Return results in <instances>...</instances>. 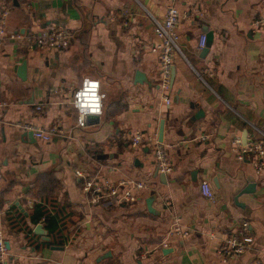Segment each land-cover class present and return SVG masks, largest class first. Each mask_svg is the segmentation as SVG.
I'll list each match as a JSON object with an SVG mask.
<instances>
[{
    "label": "crops",
    "instance_id": "1",
    "mask_svg": "<svg viewBox=\"0 0 264 264\" xmlns=\"http://www.w3.org/2000/svg\"><path fill=\"white\" fill-rule=\"evenodd\" d=\"M168 4L0 0V14L9 11L0 36V228L8 264H224L216 250L243 220L253 241L227 264H264V171L240 152L254 140L264 147V30L252 26L264 16V0H176L180 51L163 92L151 17L162 19ZM50 24L69 32L66 49L27 41L26 33ZM207 31L212 37L199 48ZM85 77L99 80L105 97L102 113L80 128L71 93ZM160 119L169 173L157 169L149 145L130 142L136 132L157 138ZM52 125L60 133L49 141L31 135ZM76 171L148 188L134 203L91 205ZM202 181L214 201L201 194ZM175 218L187 236L167 235Z\"/></svg>",
    "mask_w": 264,
    "mask_h": 264
},
{
    "label": "built area",
    "instance_id": "2",
    "mask_svg": "<svg viewBox=\"0 0 264 264\" xmlns=\"http://www.w3.org/2000/svg\"><path fill=\"white\" fill-rule=\"evenodd\" d=\"M176 0H169L168 7L162 19L151 17L153 31L156 36V45L152 51L158 52L160 57L159 86L163 92L170 89L171 71L173 67V55L179 52L177 27L180 21V12L175 6ZM9 11L4 7L0 14V36L5 34L6 21ZM252 26L258 30H264V16L252 21ZM25 34V33H24ZM24 34H15L13 37L22 38ZM26 39L30 44L39 48L56 50L66 49L71 42L69 32L60 25L50 24L40 29L36 33H26ZM206 42V35L201 34L198 40V47L203 48ZM202 78L201 74H198ZM105 94L100 90V82L95 78L85 77L80 85L71 93V104L76 111L75 125L83 128L87 125V116L100 115L102 113V103ZM163 99L167 105L170 98L164 93ZM4 104V103H1ZM40 109V106H37ZM31 129V127H29ZM60 133L57 125H52L47 129H34L33 134L37 139L49 141ZM131 145L139 147L147 144L151 147L152 156L156 167L163 173L172 171V163L169 160L165 148L157 140L156 136L136 132L131 137ZM238 139L234 143H239ZM241 154H251L252 165L256 171H264V147L260 140L248 142L247 146H242ZM240 158H242L240 156ZM77 175L83 178L82 191L85 193L91 205L108 207L111 204L134 203L140 192L148 188L146 181L121 180L112 182L106 178L95 179L83 175L76 171ZM2 178V168L0 166V181ZM201 194L209 201H214V193L207 181H202L199 186ZM189 230L184 228L179 219L175 218L170 224L167 235L169 237H185ZM253 241L248 221H241L229 233L225 235L222 243L217 248L222 263L227 264L237 256L245 252ZM160 245L163 248L168 246V241L163 240ZM7 248L2 229L0 228V264H8Z\"/></svg>",
    "mask_w": 264,
    "mask_h": 264
},
{
    "label": "water",
    "instance_id": "3",
    "mask_svg": "<svg viewBox=\"0 0 264 264\" xmlns=\"http://www.w3.org/2000/svg\"><path fill=\"white\" fill-rule=\"evenodd\" d=\"M203 30H207V29H203ZM206 35V38L209 37L211 38L212 37V33L210 31H207V34ZM18 75L20 76V78H24V74H25V62H22L18 67ZM174 66L172 67V71H171V79H170V84L172 83L173 81V77H174ZM135 76H136V79L135 81L138 82V83H143L144 82V74L140 71H136L135 73ZM146 83H148V81H146ZM97 117L96 116H92V115H89L87 116V123L90 122L91 120L93 119H96ZM163 125H164V120L163 119H160L159 121V128H158V135H157V139L159 142L162 141V133H163ZM33 134V132H31V135ZM243 138L246 139V131L244 132V135H243ZM154 201V197L153 196H149L145 199V203H146V207L148 209V211L150 213H153L154 212V209L152 207V203ZM40 227L41 225H37V229L40 230ZM37 230V231H38ZM41 233V232H40ZM45 239H48V237L45 236ZM7 248H8V245H7Z\"/></svg>",
    "mask_w": 264,
    "mask_h": 264
},
{
    "label": "trees",
    "instance_id": "4",
    "mask_svg": "<svg viewBox=\"0 0 264 264\" xmlns=\"http://www.w3.org/2000/svg\"><path fill=\"white\" fill-rule=\"evenodd\" d=\"M46 220H47V222H48L50 225L53 224V221H51V218H48V219H46Z\"/></svg>",
    "mask_w": 264,
    "mask_h": 264
}]
</instances>
